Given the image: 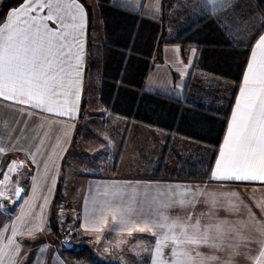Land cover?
I'll return each mask as SVG.
<instances>
[{"label":"crops","instance_id":"obj_1","mask_svg":"<svg viewBox=\"0 0 264 264\" xmlns=\"http://www.w3.org/2000/svg\"><path fill=\"white\" fill-rule=\"evenodd\" d=\"M116 1L114 4L110 0L130 15L144 19L147 27L146 39L142 43L145 62L141 83L143 91L176 99L181 108H203L217 130L212 135L208 134L209 137L201 133L204 134L201 140L159 126L162 120L167 123L161 115L158 119L149 113L139 114V117L135 113L139 108L136 104L128 105L134 112L125 116L99 104V101L89 103L85 90L93 9L88 4L89 10L85 0H78L86 13L79 100L71 97L75 103L74 111L71 115L63 116L31 108L28 111L32 115L28 116L7 107L0 108V148L4 149L0 152V193H3V189L8 191L7 206L11 207L9 212L14 214L24 204L27 208H41L42 205L34 203L36 196L28 199L34 195L31 194L34 189H42L45 193L43 205L51 208L60 203L59 207L74 210L78 229L84 232L86 240L93 238L94 233L86 232L82 227L86 211L92 208L94 199L106 200L113 192L122 193L125 201L133 195L139 201L145 193L151 198L158 191L166 192L169 186L177 185L191 186L193 189L199 186L218 194L238 192L242 197L247 191H264V184L260 182L211 180L219 149L239 98L251 48L258 39L256 34L264 35V4L260 0H222V6L209 4L208 0ZM23 2L10 7L0 19V24L5 22L10 10L18 8ZM2 3L3 0H0V6ZM34 14L46 15L47 9ZM98 20L101 22L100 15ZM47 23L50 27L56 26L54 21ZM225 24L228 25L227 30ZM97 38H102V54L103 27L102 34H98ZM100 79L101 76H96L91 82L96 87L94 94L98 99ZM129 89L135 94L139 91L135 87ZM2 103L7 105L11 102ZM177 120L176 123L182 122L181 117ZM44 131H47V135L40 138ZM195 131L200 133L199 129ZM178 158L193 163H211L208 179L204 182H182L167 178L168 172L176 167ZM39 161H48L42 172H39ZM13 165L16 170L10 171ZM5 175L15 184L5 181ZM39 175L44 176L42 181L35 179ZM57 188L60 196L56 199ZM17 189H21L20 198L16 195ZM105 192L108 196L104 195ZM241 199L257 219L264 220L261 209L256 206L257 200L246 202L245 198ZM221 203H225L223 198ZM3 207V195H0V214H3ZM217 209L220 211L215 215L220 219H248V208L243 205L238 213L230 215L227 211L230 218L223 212L225 209ZM170 211L173 215L185 214L180 208ZM207 211L208 207L203 203L196 205V214ZM207 222L205 216L203 223ZM109 233L112 236L118 234L106 227L97 236L103 240L107 239L106 234ZM122 236L129 239L126 233ZM132 236L138 240L135 246L142 250L138 251L140 253L134 263L141 264L147 257L144 248L151 247L154 238L147 233H134ZM100 244L104 246L103 242ZM116 245H109V250L116 252ZM201 250L209 252L207 248ZM258 254L259 246L253 243L241 249V253L234 257L233 264H254L252 258ZM217 255L228 259L225 252Z\"/></svg>","mask_w":264,"mask_h":264},{"label":"snow or ice","instance_id":"obj_2","mask_svg":"<svg viewBox=\"0 0 264 264\" xmlns=\"http://www.w3.org/2000/svg\"><path fill=\"white\" fill-rule=\"evenodd\" d=\"M208 3L222 6V0ZM45 9L46 15L34 14ZM48 21H54L56 26L50 27ZM85 22L86 13L78 0H24L10 10L0 24V108L28 116L32 115L29 108L61 116L73 113L75 103L70 98L79 100ZM224 27L228 29L227 24ZM256 35L239 98L211 173L214 181L264 184V35ZM9 170L15 171L16 166ZM4 179L8 181L9 177L5 175ZM20 192L16 190L18 198ZM222 198L225 203H221ZM199 203L208 207L206 213L196 214ZM241 205L248 208L246 220L230 221L215 215L219 207L238 213ZM256 206L264 213V199L257 200ZM174 208L185 214L173 215L170 210ZM205 216L207 223H203ZM17 219L22 221L23 216ZM251 223L255 234L249 229ZM82 227L95 233L108 227L110 232L128 236L149 234L154 241L151 247L144 248L147 257L141 264H233L241 249L252 243L259 246V254L252 258L254 264H264V220L257 219L236 192L218 194L199 186L193 189L177 185L151 198L145 193L139 201L135 195L125 201L122 193L113 192L106 200L94 199ZM18 235L13 225L11 238L0 246V264H17ZM96 239L99 242L100 237ZM203 248L209 252H203ZM219 252L227 253L228 259L218 256Z\"/></svg>","mask_w":264,"mask_h":264},{"label":"trees","instance_id":"obj_3","mask_svg":"<svg viewBox=\"0 0 264 264\" xmlns=\"http://www.w3.org/2000/svg\"><path fill=\"white\" fill-rule=\"evenodd\" d=\"M21 1L4 0L0 6V19L10 7ZM260 1L264 4V0ZM97 2L100 8L99 15L104 41L99 90L100 102L113 112L125 116L134 112L128 108V105L136 104L139 106L135 111L136 114L149 113L156 116L157 119L161 115L166 118L167 123L162 120L159 126L169 130L174 129L178 133L201 140L204 139L202 135L215 133L217 127H214L212 118L206 116L203 108L195 110L186 107L181 108L176 99L143 91L141 83L145 62L142 54V43L147 35L144 19H138L133 14L130 15L113 5L110 0H97ZM88 8L90 10L89 5ZM129 87H135L139 91L135 94ZM178 117H181L182 122L176 123ZM195 129H199L200 133L196 132ZM211 166V163H193L178 158L176 167L168 172L167 178L182 182H204L210 175ZM58 196H60V191L57 188L56 199ZM49 223H52L51 225L56 228L53 216H50ZM62 251L70 259L97 264V259L86 245L75 248L71 244V248L63 247Z\"/></svg>","mask_w":264,"mask_h":264},{"label":"rangeland","instance_id":"obj_4","mask_svg":"<svg viewBox=\"0 0 264 264\" xmlns=\"http://www.w3.org/2000/svg\"><path fill=\"white\" fill-rule=\"evenodd\" d=\"M85 2L87 5H91V8L93 9V31L91 32L92 38L89 48V64L87 77L89 80L87 79L88 82L85 90V97L89 103L93 101H99L100 104V100L95 97L94 94L96 87H93L91 83L92 79L94 80V77L102 76V38H97L98 34H102L101 22L98 20L100 8L97 0H85ZM112 2L115 4L117 1L112 0ZM212 134L214 133L212 132ZM46 135L47 131H44L40 135V138H44ZM206 136L208 137L209 135L206 134ZM47 163L48 161H39V172H42L45 169ZM35 179H40L42 181L44 179V176L39 175L36 176ZM8 183L15 184L13 180H8ZM4 186L6 187L7 185ZM40 190L41 191L32 190L33 192L31 194L34 195H31L28 200H31V197L36 196V202L34 203L42 205L41 208H37L36 206H29V208H27L26 204H24V206H20L19 208H17L16 213L11 214V212H9V209L11 207L7 206L8 201L6 195L8 191H5L3 189L4 207L3 214H0V246L6 244L8 238H11L12 227L13 225H16L20 232V235L15 237V243L20 245L18 257H16V259L18 260L17 264H92L84 260L70 259L62 251L63 247H65V243H70L75 248L83 245L88 246L94 257L97 259V264H135L134 261H137L138 259L137 253L138 251L141 252L142 250L135 246L137 245L136 242L138 240L133 239L134 236H129V239H125V236H122V234L112 236V234L109 233L106 234L107 239L103 238L104 241L100 239L101 241L99 240V242H97L96 236L99 233L94 232L93 238H88L86 240L84 232L78 229L79 227L76 219L77 216H75L76 214H74V210H71L68 207H59L60 203L58 205L56 204L55 206H52L51 208H48L47 205H43V197L45 193H43L42 189ZM243 194L244 197H242L241 193H239L240 198H245L246 202L250 200L264 199V191L251 190ZM219 208L225 209L223 207ZM217 211L220 210H215V212ZM224 211L226 212L227 216L228 212L226 210H223V212ZM261 215L262 219H264V213L261 212ZM21 216H23L22 221L17 219ZM46 216L48 217L46 218ZM50 216L54 217V224L56 225V228L54 225H51L52 223H49ZM227 217L230 218V216ZM36 219L38 220V222ZM249 229L253 232V234H255L254 223H251L249 225ZM66 236H69V238L67 239ZM109 238H111L112 240ZM120 241H126V243H119ZM102 242L104 243L103 247L100 244ZM112 243H116L117 245H119L116 252H112V250H109V245H111ZM251 245H253V243L250 244V246ZM105 249H107V251H105Z\"/></svg>","mask_w":264,"mask_h":264},{"label":"water","instance_id":"obj_5","mask_svg":"<svg viewBox=\"0 0 264 264\" xmlns=\"http://www.w3.org/2000/svg\"><path fill=\"white\" fill-rule=\"evenodd\" d=\"M66 238L68 239L69 236H66ZM65 247H66V248H71V244H70V243H65Z\"/></svg>","mask_w":264,"mask_h":264}]
</instances>
